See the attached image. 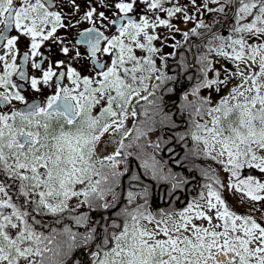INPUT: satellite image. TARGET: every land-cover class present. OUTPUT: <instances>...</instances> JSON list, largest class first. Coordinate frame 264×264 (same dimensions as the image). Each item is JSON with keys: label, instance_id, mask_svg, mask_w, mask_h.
Listing matches in <instances>:
<instances>
[{"label": "snow or ice", "instance_id": "1", "mask_svg": "<svg viewBox=\"0 0 264 264\" xmlns=\"http://www.w3.org/2000/svg\"><path fill=\"white\" fill-rule=\"evenodd\" d=\"M166 2L168 0H139L146 5V13L160 10L171 18L184 11L180 5L163 7ZM211 2L218 3V0ZM46 3L47 0H0V48L4 49V54L0 55V62H3L0 88L4 89L0 91V106L13 101L24 105L21 110L9 108L0 112V264H63L62 258L78 242L88 245L100 236L86 215L74 217L77 225L89 222V230L80 237L68 228L62 233L53 229L52 234L44 235L35 230V225L39 223V216L74 211L68 203L73 197H83L77 206L87 204L90 209L115 206L118 199L115 188L122 175L117 171V157L121 155V149L131 147L123 143V137L128 135L124 121L129 105L133 98L147 101L148 96L154 95L145 81L158 71L151 58L158 51L152 46L157 37L149 35L146 30H154L158 25L172 27L168 20L159 16L155 22H150L147 15H141L139 22L129 16L137 0L115 3L120 15L114 14V19L90 7L81 19L89 21L93 27L81 32L76 44L87 46L91 65L85 61L81 71L68 66L66 73L57 74L50 64L47 70H42V77H32L30 84L34 91L42 92L39 85H49L53 77H57L52 94L39 103H28L11 77L16 73L20 80H26L23 65L35 57H40V61L33 59L31 67L42 69L41 44L50 38L55 39L58 27L74 26L62 23L61 13L50 11ZM192 3L195 4V0ZM224 3L230 4L231 0H224ZM239 4L233 28L235 36L211 47L213 40H224L214 34L208 41V50L236 61V71L230 75L239 77L240 82L214 107H206L211 104L208 99L194 105V115L203 117L206 114L211 126L209 121L203 124L193 121L191 133L194 142L203 143L205 156L223 164L225 171L231 172L233 177H238L239 170L244 167L264 172V43L254 45L245 39L246 34L249 39L264 36V0H239ZM213 10L223 12L224 8L209 9ZM249 16L252 17L250 23H241ZM97 19L114 26L118 35H105L95 26ZM184 19L187 21L191 17L185 15ZM117 21H120L118 26ZM49 23L51 29L45 31ZM201 27L208 26L197 25V28ZM13 29L18 34L9 36ZM191 31L196 33L195 28ZM141 34L143 43L138 39ZM21 37H30L31 43L29 51L23 54L18 71L15 61ZM184 37L187 39V32ZM135 49L148 55L137 56ZM61 51L65 56L70 53L68 47ZM9 56L12 62H8ZM103 57H108L110 62H102ZM74 58L80 60L81 53L77 51ZM248 61L252 64L245 73L240 64ZM200 63L201 72L206 76L212 70L211 62L202 56ZM257 63L259 72L252 71ZM62 65L63 61L56 67ZM84 71L89 74L84 75ZM65 76L71 86L60 83ZM219 76L216 73V79H204L193 95L200 87L226 85L229 76L224 79ZM155 78L158 81L171 79L162 72ZM157 87L151 85L153 90ZM141 92H148V95L141 96ZM97 106L98 113L94 114L93 109ZM131 115L136 116L134 108ZM201 132L203 136L198 134ZM105 134L119 135L120 147L101 159L97 147ZM140 135L144 133L139 132L136 138L139 139ZM97 164L100 167H96ZM143 167L151 171L153 178H168L162 176L153 156H146ZM171 179L176 181L178 178L172 176ZM182 182L173 183V188ZM213 184L219 185V179L205 185L207 196L201 193L198 201L189 203L180 212L161 210L153 214L147 210V189L142 194L129 191V204L134 203L138 195L145 198V203L122 209L118 214L123 217L122 225L112 221L104 226L102 239L92 253L91 264H216L215 258L221 253L230 257L227 264H264V224L250 215L230 211L221 191ZM78 185L84 187L77 190ZM221 188L243 192L253 202L264 201L261 194L264 193V183L252 176L240 179L235 185L229 181ZM13 190L19 203L14 202ZM107 195L111 196V201L105 200ZM213 210L219 223H213V216L209 214ZM201 219L207 221L208 227L194 223ZM141 221H147V224ZM47 252L58 259L46 256ZM34 257L40 259H31Z\"/></svg>", "mask_w": 264, "mask_h": 264}, {"label": "flooded vegetation", "instance_id": "2", "mask_svg": "<svg viewBox=\"0 0 264 264\" xmlns=\"http://www.w3.org/2000/svg\"><path fill=\"white\" fill-rule=\"evenodd\" d=\"M117 2H120V0H74V3L73 0H47L46 6L49 7L50 11L61 13L62 23L65 25L70 23L74 26L63 28L58 27L56 33L54 34L55 39L50 38L48 41H44L41 44L39 52L44 57L42 69H33L31 67L33 59L36 62L40 61V57H35L23 65V70L27 77L26 80H20L16 73H14L11 77L12 82L19 85L21 95L25 97L26 102L39 103L45 96L52 94L54 82L56 81L57 77H53L52 81L49 82V85H39V87L43 89L42 92L34 91L30 84L31 78H41L42 70H47L50 64L53 67V71L57 72V74L60 72L66 73L68 66H72L78 71H81V65L85 61L91 65L87 46L83 44L77 45L76 41L80 39L79 34L86 29L93 27V24L81 18L90 7H95L97 13L103 11L109 19H114L115 15H120L118 9L114 7L115 3ZM173 5L182 6L184 11L171 18L167 16L166 12L160 10L146 13V5L139 3V0H137L133 11L128 14L137 22H139L141 15H147L150 22H154L156 17L159 16L163 20H168L172 27L169 28L166 25L162 27V29L165 31V35L164 38L161 39L159 43H157L159 48L156 54L158 55V59H162V63L160 64V69L156 73L150 74L151 79L145 81V83L149 85V91H154V95L148 96L147 101L139 98H133L132 103L129 105L127 119L124 121V126L126 129H128V135L123 137V143L127 146L134 145L136 143H140L139 141H142L143 145L141 149L138 148L139 151L135 150V152L132 150L133 147H125L121 149V155L117 157V160L119 161V164L117 165V171L121 173L124 172L120 177L121 183H118L117 187L115 188V191L117 193L119 192L118 199L116 201L118 205L121 203L124 205L129 204L127 199L129 191L142 194L144 189H147V207L155 206L160 208H183L190 200L197 199L199 194L198 192L201 191V183L203 182L202 179L204 177L199 178L194 171H186L185 169L181 168V174L179 175L180 179L173 181L170 178V174H167L165 171L166 166L172 164V161H174L177 156L181 155L182 152H172L170 150H166L167 146L170 144L168 139L169 137L166 138V136L163 137L162 140L167 142V145L163 147L161 152L150 151L155 138L159 137V133L158 131L153 132V130L146 129L152 127L154 124L155 108H157L158 111L162 109L166 111L167 114L172 112L174 123L183 121L181 113L177 114V112H182V110L185 109V99L188 95L193 96L194 90L199 84H201L202 81L200 63V58L202 57V48L207 46L210 47L208 41L213 38L214 34L223 37L224 40H213L211 47L224 43V41H226L230 36H235L233 33V28L236 25V12L240 7V4L239 0H234V4H232L231 0V3L229 4L230 9L228 10L222 0H218V3H212L211 0H207L206 6L204 0H195V4L192 3V0H169L163 5V7L167 8ZM219 6H223L224 8V11L220 12V16L216 14V12L219 11H209V9H218ZM255 11L256 10H254V12ZM185 15L191 17V19L185 21ZM250 17L251 16L248 18L250 19ZM243 21H241V23H243ZM119 23L120 21H117V26ZM201 23L207 25L208 27L197 28V25ZM101 25L104 26L102 27ZM187 25H189V27H187ZM51 26L52 25L49 23L46 26L45 31L50 30ZM95 26L101 31H104L105 35L109 37L112 35H118L115 27L108 25L107 21H100L97 19ZM158 28H160V25H158L154 30L149 28L148 34L155 35ZM193 28L196 29L195 34H193L191 31ZM185 32L188 33L187 39L184 37ZM17 34L18 33L14 29L8 33L9 36H15ZM258 38L261 40V38L264 39V36L252 37L251 40H256ZM245 39H248V42L250 41L249 34L245 35ZM143 42L144 40L141 41V43ZM3 43H6V41ZM30 43V37H21L18 42L17 58L15 61L16 65L18 66V71L23 54L29 51ZM157 44L155 43V40L152 42L153 47L157 46ZM63 47H68L70 49L69 55H64V53L61 51ZM161 48H169L170 52L167 54H161ZM77 51L81 53L80 60H76L74 58ZM3 54L4 49L0 48V55ZM135 54L137 56L148 55V53L142 52L141 50L139 52L138 49H135ZM154 56L155 53L151 56L153 61ZM103 60H109V58L103 57L102 62ZM61 61H63V65L60 68H57L56 64ZM8 62H12L10 56L8 57ZM89 71H84L83 74L88 75ZM161 72L165 77H171V79H165L163 81L156 80L155 77L160 75ZM0 74H3V62H0ZM144 74L148 75L147 73ZM137 75H140V73H137ZM60 83L64 84L65 86H71L66 76L60 80ZM151 85H158V87L153 90ZM1 91H4V89ZM146 95H148V92H141V96ZM156 99H160L162 101L157 106H155ZM23 106L24 105L21 102L13 101L11 104L0 106V112H5L9 108L20 110V108ZM132 108H134L136 111L135 117L131 115ZM98 110L99 106L93 109L94 114L98 113ZM182 125H184V123H182ZM139 132H143L144 135H140L139 139H137L136 137L139 135ZM162 134H165L164 130H162ZM120 140L121 137L117 134H105V136L101 139V143L97 147V152L100 154V158L103 159L104 157L113 154L116 149L120 147ZM173 141H175V138H173ZM146 156H153L155 158L159 167L164 171L161 173L162 176L168 177L167 179L158 178L157 183L155 184L151 179H147L145 175L143 176L140 173V169L138 168L137 164L135 162L132 163V161L136 158L145 159ZM122 159L130 161L129 168L126 171L123 169ZM184 159L185 157L183 156L182 163H185ZM98 165L99 164H97L96 167H98ZM133 168L135 170H133ZM250 170L251 168H243L240 171L239 176H245V173ZM252 173L251 175L254 177L264 178L262 174L256 172ZM133 176L138 177V179L133 180ZM181 180L183 182L180 183V186L174 189L173 183H179ZM79 200H83V198H78L77 201ZM106 201H111V198L109 197ZM144 203L145 198H143L142 195H138L137 199L131 204L130 207ZM115 207H111L110 209L99 212L101 217L100 223L105 221L103 224L104 226L106 224H111L112 221H119V224H123V222L119 220V217L113 216L114 210L116 209ZM259 209L260 210H258V213L260 215V219L264 222V215H262V213H264V201H261V206ZM5 211L7 212L10 210ZM38 220L39 223L35 225V230L37 232L43 233L44 235L52 234L53 229H55L58 233H62L65 228L70 229V225L67 223L68 220L71 222V219L67 217H57L55 215L53 216L48 214L45 217L39 216ZM90 221L92 222L93 219L90 218ZM29 222L31 223V221ZM59 222L61 223L59 224ZM87 230L89 229L86 226L82 232L77 233L78 237L82 236ZM71 231L73 232V230ZM99 233L100 236H98L97 240L88 245L78 242L77 245L62 258L63 264H91L93 259L92 253L97 250V244L102 239L101 231H99ZM59 238L60 237H58V239ZM45 255L51 256L53 259H58L51 252H47ZM31 259L38 261L40 258L34 257ZM21 264H23V262H21Z\"/></svg>", "mask_w": 264, "mask_h": 264}, {"label": "trees", "instance_id": "3", "mask_svg": "<svg viewBox=\"0 0 264 264\" xmlns=\"http://www.w3.org/2000/svg\"><path fill=\"white\" fill-rule=\"evenodd\" d=\"M224 3V0H222ZM238 1V0H236ZM224 5L227 7V9H230L229 4ZM223 6H219L218 9ZM218 16H220V12H216ZM215 47V46H214ZM209 46L203 47L202 48V56L206 57L208 61L211 62V71L207 73L205 76L204 73H202V82L204 79H216V73L218 71L215 69V65L218 60L221 59L222 56L217 55L216 52H209ZM217 85H213L212 87ZM212 87H201L199 91L196 93V95H188L187 98L185 99V109L182 110V112H177V114L181 113V117L183 121L174 123L173 118H172V112L169 114L166 113L164 110L158 111L157 108H155V113H154V124L152 127L147 128L146 130H153L158 131L159 137H156L153 144L152 148L150 151L154 152H161L163 150V147L167 145V142H164L163 137L166 136V138L169 139V145L167 146L166 150L170 151H175V152H182L181 155L177 156L174 161H172V164L166 166V173L170 174V178L172 176L177 177L180 179L179 175L181 174V168L185 169L186 171H194L196 175L200 178L202 177V173H208V175H221L220 171L218 169L219 164L216 163L213 159L210 157H207L205 155H202L200 152V145L197 143H194L192 138H191V133L194 130V124L193 121L198 122L203 124L205 121H207L205 115L203 117L196 116L194 115V105H199L201 100L203 99H209L208 95L209 92H212ZM215 87V88H216ZM208 94V95H207ZM211 101V100H210ZM162 101L160 99L155 100V106L160 104ZM212 104L206 105V107H211ZM169 116V117H168ZM184 123V125H182ZM162 130H164L165 134H162ZM173 138H175V141H173ZM144 140V139H143ZM140 143H136L134 145H131L132 150L135 152V150L141 149L142 147V141H139ZM180 142H184L183 144ZM157 144H159V147H155ZM185 144V145H184ZM146 146V144H145ZM139 148V149H138ZM185 153V154H184ZM184 154V155H183ZM185 157L184 162L182 163L183 156ZM176 156V155H175ZM129 160L122 159V166L124 171H126L129 168ZM135 162L140 169V173L147 179H151L153 183H157L158 178H153L151 171H146L145 168L143 167L144 159L143 158H136L135 160L132 161V163ZM106 164L109 163L108 161L105 162ZM119 164V163H118ZM117 164V165H118ZM159 166V165H158ZM100 167V165H98ZM160 172L163 173L164 171L159 167ZM133 170H135L133 168ZM124 173V172H122ZM121 177V176H120ZM97 178V177H96ZM177 181V180H176ZM119 184L120 178H119ZM150 188V187H149ZM119 193V192H118ZM13 196L15 197V190H13ZM16 198V197H15ZM19 203V202H17ZM78 201L75 203L70 204V207L74 208V211H65L64 213L57 214L55 216L57 217H64V218H69L71 219V222L68 223L70 225V229L73 230V232L78 233L82 232L86 228V226L89 229V222L91 223L92 227H96L101 233L103 234V229H104V223L105 221H102L100 223V214L99 212L102 210H107L104 208H92L90 209L87 204H79ZM138 205V204H137ZM136 205V206H137ZM136 206L129 207L135 208ZM121 208H117L114 210L113 216L119 217V220L123 221V217L118 215L121 212ZM147 210L152 212L153 214L159 213L161 210L164 211H176L178 210L177 207H168V208H160V207H155V206H148ZM76 215H86L89 218V222H86L84 225H77L75 223L74 217ZM46 215H43L42 217H45ZM54 216V215H53ZM90 218L93 219V221H90ZM116 223L119 224V221H115ZM61 222H59L60 224ZM110 225V224H109Z\"/></svg>", "mask_w": 264, "mask_h": 264}, {"label": "rangeland", "instance_id": "4", "mask_svg": "<svg viewBox=\"0 0 264 264\" xmlns=\"http://www.w3.org/2000/svg\"><path fill=\"white\" fill-rule=\"evenodd\" d=\"M204 3H205V0H204ZM251 19H252V17H250V19L247 17L243 21V23H250L251 22ZM162 27L163 26H160V28H158L156 30V33H155V36L157 37V39L155 40V43L156 44L159 43L160 40L164 38L165 31L162 29ZM187 27H189V25H187ZM146 31L148 32L149 31V28ZM138 39L140 40V42L143 41L144 40L143 39V34H141V36L138 37ZM254 42H256V43H254ZM249 43L254 44V45L255 44H259V43H264V39H262V38H261V40L259 38L256 39V40H254V39L251 40L250 39ZM155 48L158 50V48H159L158 44H157V46H155ZM138 51L140 52V49H138ZM226 51L231 52V49L229 48ZM169 52H170L169 51V48H161V54H165V53L167 54ZM156 54H157V52L155 53V56H154V62H155V65H156L157 69L159 70L160 69V64L162 63V61H161L162 59L161 60L158 59V55H156ZM257 59H259V57H257ZM228 61L230 63V69H228V67H226V69H225L221 65L219 66V69H218V72L220 74V76H219L220 79H224L225 76H229L228 83L226 85H219L218 86V88L219 87L220 88L223 87L222 88L223 92L219 91V93L221 92V94H223V95L220 94L219 97H211V99H210L211 102H212L211 107H214L220 101V99L222 97L227 96L228 93L230 92V90L233 87H235L240 82V78L239 77H237V76H231L230 75L231 73H234L236 71V64H237V62L234 61V60H231V59H229ZM257 62H258V60H257ZM251 64H252V62L251 61H248L246 63H241L240 64V67L245 71V73H247L249 71V66ZM252 71L259 72L258 63H257V65H255V66L252 67ZM262 79H264V78H262ZM214 87H216V86H214ZM224 87H226V88H224ZM1 90H2V88H0V91ZM213 98H217V99L215 100ZM206 117H207V120L209 121V126H211L210 125V117H208L207 115H206ZM198 134L201 135V136L204 135V133H202V132L201 133H198ZM191 138H192V135H191ZM180 143L183 144L184 142H180ZM194 143H196V142H194ZM199 145L201 146L200 147V152L202 153V155H205L204 154V151H203V149H204L203 143L201 142ZM212 155L215 156L216 153L213 152ZM225 159H226V157H225ZM214 161L219 164L218 169H219L221 175H219V176L218 175H208V173H204L205 172L204 171L202 173V177H204V178L202 179L203 182L201 183L202 184L201 191L198 192L199 194H198L197 199L190 200L188 202V204L189 203H195L196 201H198L200 199L201 193H203L205 196H207L208 189L205 187V185H207L209 183H213V179H219L220 184L219 185L213 184V187L214 188H217L218 190L221 191L222 198L225 199L226 206L229 208V210L230 211H234L236 214H247V215H250L253 218H255L259 223L264 224V222L260 219V215L258 213V210H260L259 208L261 206V202H253V201H250L247 197L244 196L243 192H235V189H233L232 191H227L225 188H221V185L226 186L229 181H231L235 185V184L238 183V181L240 179H246L248 176H252V177H254V176L251 175V174H248V175H245L243 177L242 176L233 177L231 175V172L225 171L223 164L219 163L217 160H214ZM244 168L249 169V167H244ZM242 169L239 170V175H240V171ZM251 170L253 172L262 174L264 176V172H261V171H259L258 169L254 168V167L251 168ZM254 178L257 179V180H259L261 183H264V178H257V177H254ZM94 179H96V177H94ZM118 182H119V179H118ZM83 187H84L83 185H78L77 186V190H80ZM261 194L264 195V193H261ZM107 197L108 198L109 197L111 198L110 195H107L105 197V200H108ZM79 198H83V197H79ZM77 199L78 198L73 197L71 200L68 201L69 205L72 204V203L77 202ZM14 202H16V203L19 202V199L14 197ZM188 204L186 206H184L183 208L176 210L175 212L183 211L185 208H187ZM115 206L114 207L116 209L117 208L124 209L127 206L129 208L131 206V204L124 205V204L121 203L120 205H118L117 202H116ZM253 209H255V210H253ZM214 212H215V210H213L212 213H209L210 215L213 216V223L214 224L215 223H219L220 221H218L215 218ZM141 223L142 224H147V221H141ZM194 223H197V224L202 225L204 227H208L207 221H205L203 219L198 220V221H194ZM149 227H153V225H149ZM224 264H227V261Z\"/></svg>", "mask_w": 264, "mask_h": 264}, {"label": "bare ground", "instance_id": "5", "mask_svg": "<svg viewBox=\"0 0 264 264\" xmlns=\"http://www.w3.org/2000/svg\"><path fill=\"white\" fill-rule=\"evenodd\" d=\"M230 257H225L222 253L218 254L215 258L216 264H224Z\"/></svg>", "mask_w": 264, "mask_h": 264}, {"label": "water", "instance_id": "6", "mask_svg": "<svg viewBox=\"0 0 264 264\" xmlns=\"http://www.w3.org/2000/svg\"><path fill=\"white\" fill-rule=\"evenodd\" d=\"M232 4H234V0H232ZM23 107H24V106H23ZM23 107H21L20 110L23 109ZM248 173H249V172H248Z\"/></svg>", "mask_w": 264, "mask_h": 264}]
</instances>
